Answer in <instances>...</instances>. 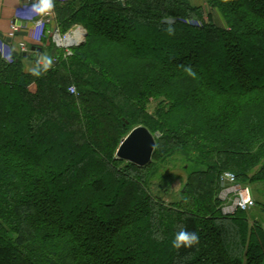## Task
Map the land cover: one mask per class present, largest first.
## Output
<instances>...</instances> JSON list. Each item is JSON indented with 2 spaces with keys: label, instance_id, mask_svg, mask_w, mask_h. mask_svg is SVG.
<instances>
[{
  "label": "trees",
  "instance_id": "1",
  "mask_svg": "<svg viewBox=\"0 0 264 264\" xmlns=\"http://www.w3.org/2000/svg\"><path fill=\"white\" fill-rule=\"evenodd\" d=\"M54 12L62 32L88 30L72 55L47 36L58 60L36 76L24 52L0 53V264H234L237 225L236 264H264V201L225 216L217 195L225 169L264 190V0H55ZM138 125L156 138L145 166L116 155ZM176 156L187 176L166 201ZM181 230L199 244L173 248Z\"/></svg>",
  "mask_w": 264,
  "mask_h": 264
},
{
  "label": "crops",
  "instance_id": "2",
  "mask_svg": "<svg viewBox=\"0 0 264 264\" xmlns=\"http://www.w3.org/2000/svg\"><path fill=\"white\" fill-rule=\"evenodd\" d=\"M39 18L31 12L27 0H0V53L4 58L10 56L8 60L11 61L14 54H22L20 46L23 42L29 47V51L23 54V63L28 69L45 58L55 63L50 50H45L49 40L44 28L38 26Z\"/></svg>",
  "mask_w": 264,
  "mask_h": 264
},
{
  "label": "built area",
  "instance_id": "3",
  "mask_svg": "<svg viewBox=\"0 0 264 264\" xmlns=\"http://www.w3.org/2000/svg\"><path fill=\"white\" fill-rule=\"evenodd\" d=\"M34 0H27L32 5ZM38 26L44 28L46 35L51 39L57 48L63 49L65 56L73 54V48L80 45L85 38L86 28L81 24H75L68 31L62 32L55 20L54 10L46 15L40 16L37 21ZM51 24V27L48 25ZM16 28V27H15ZM17 29V28H16ZM76 30L80 32L77 40H70V36H76ZM21 52H28L26 43H21ZM58 57H54L57 62ZM69 90L75 92V86H70ZM220 191L218 198L221 204V211L225 215L235 214L239 210H249L254 206L252 191L249 185L241 184L237 176L232 171H223L219 174Z\"/></svg>",
  "mask_w": 264,
  "mask_h": 264
},
{
  "label": "rangeland",
  "instance_id": "4",
  "mask_svg": "<svg viewBox=\"0 0 264 264\" xmlns=\"http://www.w3.org/2000/svg\"><path fill=\"white\" fill-rule=\"evenodd\" d=\"M195 1L196 2H201L203 0H195ZM205 7L207 8L208 12H211V13L213 12V14L215 16V20L217 21L218 24H220V25L222 24L223 25L225 23L223 16L221 15L220 11L217 8L209 7V5H206ZM87 32H88V30H87ZM85 39H86V37L84 38V41H85ZM49 44H50V41H48V46H49ZM45 50H48V49L46 48ZM50 52H51L53 57H58L59 56L58 55V50L56 48L51 49ZM24 67H25V69L27 71H30V69L33 67V65L31 66L30 69H28L29 67L27 65L26 66L24 65ZM70 86H75V85L72 84ZM75 93H77V91H75ZM186 166H188V163H186L183 159H181L180 156L174 157L167 164V167L165 169V173L175 174L177 176V178H176V180H174L172 182L171 186H169L171 191H172V193H170V194L165 196L166 201H171L175 197V194L180 190V188L182 187L183 183L185 182L186 176H187ZM223 171H231V170L225 169V170H222L221 172H223ZM219 185H220V183H219ZM248 185L250 186L251 191H252V198H253L254 203H255L254 205L258 204V200L259 199H260V201L263 202L264 201V190H263V187H262V191L260 192V191H258V185L259 184H249L248 183ZM219 191H220V186H219V190H218L217 195L219 194ZM256 207H258V206H256ZM218 208L221 209V204L218 205ZM251 210H253V208ZM244 211L245 210L241 209V210L237 211L236 213L244 212ZM221 213L223 214L222 211H221ZM223 215H225V214H223ZM231 215H233V214H231ZM258 215H261L260 216V220H264V212L262 210H260ZM225 216H230V215H225ZM229 232H230V237H229L230 240L226 243V247H229V250H230V252L232 254V258L234 260L233 263L236 264V259H237V256H238L237 253H238V246H239V238L241 237V229L237 225V226H234V228L232 230H230ZM177 264H179V263H177Z\"/></svg>",
  "mask_w": 264,
  "mask_h": 264
},
{
  "label": "water",
  "instance_id": "5",
  "mask_svg": "<svg viewBox=\"0 0 264 264\" xmlns=\"http://www.w3.org/2000/svg\"><path fill=\"white\" fill-rule=\"evenodd\" d=\"M87 33L86 30L85 37ZM35 48L33 47V50ZM38 49L41 50V48ZM155 147V135L148 127L138 125L122 139L116 155L118 158L132 162L138 166H145L152 161Z\"/></svg>",
  "mask_w": 264,
  "mask_h": 264
},
{
  "label": "clouds",
  "instance_id": "6",
  "mask_svg": "<svg viewBox=\"0 0 264 264\" xmlns=\"http://www.w3.org/2000/svg\"><path fill=\"white\" fill-rule=\"evenodd\" d=\"M55 8V0H34L31 5V12L35 16H43L51 13ZM10 60L11 57L9 56ZM52 61L50 58H45L40 60L35 66H33L30 71L39 76L42 71H47V69L51 66ZM189 73H191V69H188ZM200 237L196 232H190L187 230H181L177 232L172 240V247L179 250L180 248H191L194 245L199 244Z\"/></svg>",
  "mask_w": 264,
  "mask_h": 264
},
{
  "label": "bare ground",
  "instance_id": "7",
  "mask_svg": "<svg viewBox=\"0 0 264 264\" xmlns=\"http://www.w3.org/2000/svg\"><path fill=\"white\" fill-rule=\"evenodd\" d=\"M80 37V32L78 30H76V36H70V40H77Z\"/></svg>",
  "mask_w": 264,
  "mask_h": 264
}]
</instances>
